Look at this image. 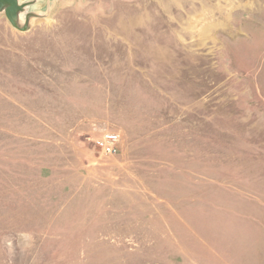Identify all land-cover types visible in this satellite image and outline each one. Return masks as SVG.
<instances>
[{
    "label": "rangeland",
    "instance_id": "rangeland-1",
    "mask_svg": "<svg viewBox=\"0 0 264 264\" xmlns=\"http://www.w3.org/2000/svg\"><path fill=\"white\" fill-rule=\"evenodd\" d=\"M17 4L0 8V264L264 247V0Z\"/></svg>",
    "mask_w": 264,
    "mask_h": 264
},
{
    "label": "built area",
    "instance_id": "built-area-1",
    "mask_svg": "<svg viewBox=\"0 0 264 264\" xmlns=\"http://www.w3.org/2000/svg\"><path fill=\"white\" fill-rule=\"evenodd\" d=\"M120 136L114 132L104 131L94 141L95 149L102 155L114 156L119 152Z\"/></svg>",
    "mask_w": 264,
    "mask_h": 264
},
{
    "label": "crops",
    "instance_id": "crops-1",
    "mask_svg": "<svg viewBox=\"0 0 264 264\" xmlns=\"http://www.w3.org/2000/svg\"><path fill=\"white\" fill-rule=\"evenodd\" d=\"M242 257L243 264H264V247L254 248L252 251L245 249Z\"/></svg>",
    "mask_w": 264,
    "mask_h": 264
},
{
    "label": "water",
    "instance_id": "water-1",
    "mask_svg": "<svg viewBox=\"0 0 264 264\" xmlns=\"http://www.w3.org/2000/svg\"><path fill=\"white\" fill-rule=\"evenodd\" d=\"M4 6L7 7V13L10 11L12 14L20 8L17 4V0H0V8Z\"/></svg>",
    "mask_w": 264,
    "mask_h": 264
}]
</instances>
